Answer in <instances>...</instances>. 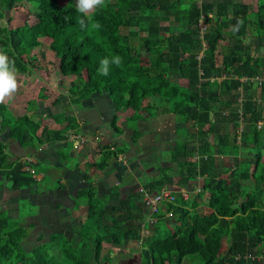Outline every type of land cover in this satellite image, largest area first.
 Wrapping results in <instances>:
<instances>
[{
	"label": "trees",
	"instance_id": "trees-1",
	"mask_svg": "<svg viewBox=\"0 0 264 264\" xmlns=\"http://www.w3.org/2000/svg\"><path fill=\"white\" fill-rule=\"evenodd\" d=\"M23 1L0 0V50L15 62L16 74L31 69L38 61L33 51L46 42L48 63L74 76L66 91L71 104L105 94L138 118L175 119L182 134L162 159L177 163L180 174L173 182L176 200L157 213L138 204L141 192L122 197L113 187L107 197H89L74 239L65 232L37 235L42 247L30 252L22 245L28 229L0 211V264H102L105 243L129 242H140V264H264V0H256L255 12L247 0H106L86 30L72 0H30L36 23H3L10 5ZM114 56L121 64L98 75L100 61ZM256 77L263 78L260 84ZM53 118L61 128L42 127L34 115L14 116L0 104V191L33 189L35 171L18 156L11 160L9 144L19 140L33 153L66 140L75 116L63 110ZM100 154L106 160L92 163L99 169L118 157L109 146ZM197 178L207 195L183 198L180 188L189 191ZM168 183L163 174L142 185L155 194Z\"/></svg>",
	"mask_w": 264,
	"mask_h": 264
},
{
	"label": "rangeland",
	"instance_id": "rangeland-1",
	"mask_svg": "<svg viewBox=\"0 0 264 264\" xmlns=\"http://www.w3.org/2000/svg\"><path fill=\"white\" fill-rule=\"evenodd\" d=\"M30 1V0H29ZM36 0H33V2L31 3L33 5V3ZM68 0H60L61 3H66ZM75 3V0H72ZM250 4V10L251 11H257L258 9V3L256 0H247ZM30 4V5H31ZM30 5H27L26 2L20 4V3H15L12 5L13 9V14H15L18 18H16V22H12V26H22L24 23L27 22V24H34L36 23V18L35 16L29 11V7ZM34 9V8H33ZM24 15L25 18H24ZM7 19V18H5ZM5 19H3V23H6ZM204 25V24H203ZM46 41V40H45ZM46 50V49H45ZM41 58L39 59L40 61H38L39 63H44L43 65H39L36 64L35 65V69L34 74H32L28 79L31 82V88L29 87H23L27 92L29 93H33L34 92H38V89L43 87L46 90V94L50 95V99H49V103L51 100H54L56 98V95L59 94V88H58V80L61 76V74L57 71V68L54 67L53 65H50V63H48V56L46 55L45 51H40L39 52ZM45 66L46 69H45ZM50 66V67H48ZM84 76H86V72H83ZM60 87V86H59ZM20 89V88H18ZM48 95V96H49ZM95 95V94H94ZM94 95H91L90 97L86 98L80 105H74L72 104L71 106H69V108H67V111H71L74 108H79L82 110L86 109V112L89 115V111L90 108L93 106L92 103H89L91 101V99L93 98ZM40 100H38L37 102L33 101L31 104H28V108L31 110H35L37 109L39 106L44 104L43 101V96H40ZM61 102V101H59ZM70 102V101H69ZM6 103L8 104L9 101H6ZM53 105V101L51 102ZM66 103L67 104V100H63V104ZM61 104V103H60ZM9 108L12 109V105H9ZM21 107H19V110L16 111L15 113L19 116L20 113H22L24 111V104H20ZM43 107V106H42ZM40 108V107H39ZM57 109L59 107H56ZM10 109V110H11ZM15 111V110H14ZM12 114L14 116H17L14 114V112L12 111ZM35 118L38 117V115H34ZM76 118V117H75ZM161 121V127L160 130L162 132V130L164 129V126H167V128H170L168 126L173 127L174 123L173 121H164V119L161 117L159 119ZM138 121V116L137 114H135V117L131 118L128 122V125L131 127H134L135 129L139 128V122ZM158 124V123H157ZM181 125L179 126V130H175V135L179 136L181 135V130H180ZM163 128V129H162ZM124 129V135L122 138H119V144L117 145L118 147V151H117V158L114 157V155H112L110 158H108V162H109V166H107L106 168H104V172L102 174L98 173L99 172V168H96L92 165L93 161H103L104 159L106 160L107 157H103L102 154L93 156L90 155L89 153V145L93 144L94 147L97 149L99 143V140H93V138H91V136H83L85 139L87 138L89 141L83 144H80V148H76L73 144L74 143H70L69 144H59L57 145V153L59 154V161L67 166L69 169L72 170V174L73 176L76 177H82V176H87L91 179H95L97 185H99L101 183V188L97 189V194L100 197H107L109 195V193L111 192V190L113 189V187H118L119 191L121 192L124 191L128 186H133V185H138L139 183H144L146 180L143 177V172H138L137 173V169L139 167L138 162L137 161H133L136 159V146L138 141L135 139H132L134 136L132 132V129H127L126 127L123 128ZM127 132H126V130ZM140 130V129H139ZM74 131V130H73ZM154 131V130H153ZM180 131V133H179ZM69 133V132H68ZM157 136L160 135V133L158 134L156 132ZM164 134V131H163ZM65 135L67 136V138H71V134H67L65 133ZM152 135H154V132L152 133ZM117 136V135H116ZM125 136V137H124ZM66 138V139H67ZM97 141V142H96ZM143 143V142H142ZM144 144V143H143ZM10 146V144H9ZM152 146V145H150ZM125 147H130L131 149H129V151L123 155H121V158H119L118 152L122 149H124ZM162 149L160 148V152L163 151V149H166L167 146L165 144H163ZM135 149V151H134ZM150 151L152 152V147H150ZM51 152V151H49ZM159 152V153H160ZM30 153V152H29ZM166 156H168V152L167 150L164 152H161V155L159 156L158 154L155 156L149 155V156H145V161H148L145 165L146 168H152L151 170H153L154 172H159L160 175L162 176L163 174L167 175L168 177V186H170L172 189H175V187H173V182L176 180V178L179 176L180 174V167L177 165V163L174 162H170L168 159H162V158H166ZM37 159L40 160V163L38 164H32L34 171L38 174H43L45 175L44 180L37 182L34 186H33V193L37 194L36 198H13L12 197V217H13V222L15 224H18L22 227H25L28 229L29 235L25 238V243L22 244L24 246V249L27 252L32 251L34 248H41L42 246L40 245V243L42 241H38L37 240V235H46V237H48L49 234L55 233H66L71 239H74V235H75V228H72L71 225L67 228L64 229H60V228H54L53 230H47L46 229V224L44 223H40L39 226L41 228H36L35 224L31 223L30 221H28L27 218H29L31 215L32 216H37L39 214V207L36 204L37 202H35L36 200L39 199L38 194H49L52 196L53 201L55 202L56 200H59L57 193L59 192V183H58V179L60 177H63V173L61 170H59L58 166L55 165V163L53 162V157L50 155V153L47 152H43V156H41L40 154L37 156ZM157 160L160 159L159 162L154 165L153 162H151L152 160ZM63 160V162H62ZM180 160H183V158H180ZM169 162L170 163V167H164L162 170H157L159 169L160 166H163L162 162ZM264 161V160H263ZM79 167L82 166V169L80 172L77 171V166ZM145 168V169H146ZM157 168V169H156ZM261 169L264 172V162L263 165H261ZM102 170V169H101ZM96 171H98L97 173H95ZM134 172V174L132 173ZM35 173V175H36ZM202 184H203V180L202 178H197L193 181H191V185H190V190L188 191V194H185V198L189 197L192 193L194 194L195 198L197 200H201L204 196H206L207 194H204L201 191L202 188ZM143 186H140L139 188H141ZM132 188V187H131ZM138 188V191H139ZM62 189H64V198L63 201L65 200L66 202H64L62 205H60V210L59 212H62V214H64V218H62V222H64V220H68L71 218L72 216V211L74 209V206H70V204L72 205V203H77L79 206L80 205H86V203L88 202L89 199V195H88V188H83V186L80 184L79 181L75 180L74 181H68L66 186H63ZM181 189V188H180ZM36 190V192H35ZM14 193H12L13 195ZM60 201V200H59ZM141 203L138 202V204H142L143 203V199H140ZM70 203V204H69ZM10 205V200L8 199V197H6L5 200V205ZM61 204V203H60ZM144 205V204H143ZM84 209L82 208L81 212L79 213L80 215H75L72 219H79V220H83V215H85V212H83ZM9 213L8 210H6L5 214ZM80 217V218H79ZM82 217V218H81ZM147 219L149 218V213L147 214ZM151 222V221H149ZM154 222V221H153ZM151 222V223H153ZM77 222L75 221V224ZM67 225L69 224L68 222L66 223ZM74 224V225H75ZM73 225V224H72ZM62 230V231H61ZM59 231V232H58ZM143 233L145 236L150 237L152 235V232L148 229V228H143ZM46 244V248H48V251L50 253V255H52V253H55V255H58V251L57 250H51L49 243L48 242H43L42 245ZM139 248H140V242H129L123 245H117V244H104L103 250L101 252L102 254V264H140V253H139Z\"/></svg>",
	"mask_w": 264,
	"mask_h": 264
},
{
	"label": "crops",
	"instance_id": "crops-1",
	"mask_svg": "<svg viewBox=\"0 0 264 264\" xmlns=\"http://www.w3.org/2000/svg\"><path fill=\"white\" fill-rule=\"evenodd\" d=\"M26 2L27 5H30L29 0H24L23 2H21L20 4ZM18 3V2H14L10 5V7L7 9L6 11V16L5 21L9 27H18V26H12V22H16V18H18L15 14H13V9L14 7H12L13 4ZM32 8V7H31ZM29 11L31 12V10L29 9ZM26 15H24L25 18ZM9 20V21H8ZM25 24V23H24ZM23 24V25H24ZM22 25V26H23ZM21 26V27H22ZM46 49V50H45ZM40 51H45L46 55L49 56L50 55V51L48 50V45L46 44V42H44L43 47L33 51V53L35 55H37L38 61H40L39 59L41 58L39 52ZM36 62L30 70L27 71V73L25 74H16L17 75V80H18V84H19V88L18 91L16 92V94L14 95L13 99L9 101V105H12V109L11 111L14 112L15 115H17L15 112L19 110L20 104H24L26 106H24V111L22 113H20L19 115L22 114H28V115H38V120L41 124L42 127H50V128H61V125L57 124L56 121L53 118L54 114H57L63 110H66L67 108H69V106H71L72 104L69 102V98L66 95V91L68 90V88L70 87L71 81L74 79V76H63L58 70V72L61 74L59 80H58V88L59 90V94L56 95V98L54 100H51L50 103L48 102L50 99V95L46 94V90L41 87L38 89V92H34L33 93H29L27 92L23 87H29L31 88V82L29 77L34 74V67L36 64H38L39 62ZM43 65L44 63H39V65ZM47 66H45L46 69ZM50 67V66H48ZM85 71V70H84ZM84 75V74H83ZM86 77V76H84ZM49 95V96H48ZM40 96H43V101L44 104L39 106L37 109L35 110H31L28 108V104H31L33 101L37 102L38 100H40ZM67 100V104L64 103L63 104V100ZM53 101V105L52 102ZM61 101V102H59ZM6 103V102H5ZM61 103V104H60ZM89 103H92L93 106L90 108L89 111V115L85 110L79 109V108H74L71 111H67L69 114H73L76 117V121H77V125H75V127L71 130H74V132L76 133H80L83 134L84 136H91V138H93V140H99V145L97 147V149L94 147L93 144L89 145V153L90 155L96 156L99 155L100 152L103 150L104 146H109L111 148V150H116L118 151V147L117 145L119 144V138H122L124 135V127H126L128 130L132 129V132H134V127H130L128 125V122L131 118L135 117V114L133 112L132 109L127 108L125 105H122L121 107H118L114 100L110 97H108L105 94H95L93 96V98L91 99V101ZM160 103V101L158 99L155 100V104L158 106ZM43 106V107H42ZM56 107H59L58 109ZM15 110V111H14ZM143 117L142 118H138L139 122V128L141 134H139L136 137V140L138 141L137 146H136V159L133 161H137L138 162V169H137V173L138 172H143V177L145 178V180L153 178V177H160V173L159 172H154L153 170H151L152 168H146V163L148 161H145V156H155L158 154L159 156L161 155L160 152V148L162 149V145L165 144L167 146L166 149L163 150H168L170 143L173 142V140L179 138V136L175 135V130H179V126L180 124L176 122L175 119H172L166 115H162V116H158L157 118L151 117L146 115L145 113H142ZM18 116V115H17ZM163 118L164 121H173L174 126H168L170 128H167V126H164V129L160 130L161 127V121L159 120L160 118ZM115 121V125L119 126L122 128L123 132L121 134H118L117 131L115 130V127L113 125V122ZM158 123V124H157ZM160 126V127H159ZM126 130V129H125ZM154 130V131H153ZM68 131V132H69ZM164 131V134H163ZM127 132V130H126ZM154 132V135H152V133ZM156 132L160 135L157 136ZM180 133V131H179ZM68 134V133H67ZM117 135V136H116ZM125 137V136H124ZM96 141V142H97ZM70 143H74L73 145L77 148H80V143L77 140H72L70 138H67L66 140H62L59 142H55V143H45L43 144L41 147H39V149L35 152H30L28 148H25L26 151V155L25 157H19L22 160H26L28 162L26 168H31V170L33 169L32 164H38L40 163V160L37 159V156L40 154L41 156H43V152H47L50 153V155L53 157V162L55 163V165L58 166L59 170L62 171L63 173V177H60L58 179V183H59V192L57 193L59 200H56L55 202L52 199V196L49 194H38L39 199L36 200L35 202H37L36 204L39 207V214L37 216H30L28 219V221H30L31 223L35 224L36 228H41L39 226L40 223H44L46 224V229L47 230H53L54 228H60V229H64L67 228L71 225L72 228H77L81 222V220L77 219H72L75 215H80L79 213L81 212L82 208L84 209L83 212H85V215H83V220L86 216L87 210H88V203H86V205H78L77 203H72V205L70 204V206H74V209L72 211V216L70 219L68 220H64V222H62V218H64V214H62V212H59L60 210V205H62L64 202H66L65 200L63 201L64 198V189H62L63 186L67 185L68 181H74L77 180L80 182V184L83 186V188H88V195L90 197L97 195V189L101 188V183L99 185H97L96 180L95 179H91L89 177H74L72 174V170L69 169L67 166L63 165L60 161H59V154L57 153V145L59 144H69ZM144 144H143V143ZM13 142L10 143V145ZM152 145V146H150ZM150 147H152V152L150 151ZM129 149H131L129 147ZM51 151V152H49ZM129 151V150H128ZM128 151L125 152H118L119 158H121V155L127 153ZM8 152L10 153V157L11 160L12 159H16V155L13 154L11 152V150L8 148ZM30 152V153H29ZM160 152V153H159ZM160 159L157 160H152L151 162H153L154 165H156L159 162ZM63 162V160H62ZM94 162V161H93ZM95 162H99V161H95ZM163 166L161 167H170V163L169 162H162ZM77 166V171L80 172L82 169V166ZM146 168V169H145ZM157 169V168H156ZM159 170V169H157ZM98 171H96L95 173H97ZM104 172V170L100 169L98 173L102 174ZM36 173V172H35ZM134 174V172H132ZM103 175V174H102ZM35 178L39 181L44 180L45 175L40 174V173H36ZM143 183H139L137 186L133 185V186H128L124 191L121 190L120 194L122 197H126L128 196L130 193L138 191V188L142 185ZM132 187V188H131ZM36 192V190H35ZM12 193H14L12 195ZM37 194L33 193V189H26L23 191H16V192H12L11 190H9L6 186H3L1 188L0 191V211L5 213L6 210H8L9 213H6L7 215H11L12 216V197L13 198H36ZM6 197H8V199L10 200V205H5V200ZM61 203V204H60ZM81 217V218H82ZM80 218V217H79ZM82 220V221H83ZM75 221L77 222L75 224ZM69 223L68 225L66 223ZM73 224V225H72ZM75 224V225H74Z\"/></svg>",
	"mask_w": 264,
	"mask_h": 264
},
{
	"label": "clouds",
	"instance_id": "clouds-1",
	"mask_svg": "<svg viewBox=\"0 0 264 264\" xmlns=\"http://www.w3.org/2000/svg\"><path fill=\"white\" fill-rule=\"evenodd\" d=\"M105 6L106 0H75V11L79 14L77 23L80 29L86 30L95 12ZM95 27L100 28L101 26L97 23ZM121 62L119 56L103 58L97 69L98 75H109L111 66H119ZM18 88L15 62L10 60L5 51L0 50V104L12 100Z\"/></svg>",
	"mask_w": 264,
	"mask_h": 264
},
{
	"label": "built area",
	"instance_id": "built-area-1",
	"mask_svg": "<svg viewBox=\"0 0 264 264\" xmlns=\"http://www.w3.org/2000/svg\"><path fill=\"white\" fill-rule=\"evenodd\" d=\"M201 2V0L199 1V3ZM203 22L200 23V27L202 29V31L205 29L206 25ZM246 78H241V80H244ZM263 78L261 77H256L253 80L260 84ZM213 80V79H212ZM68 134H71V138L72 140H77L80 144L86 143L89 140L86 138H84L85 136L83 134L80 133H76L73 130L69 131ZM84 136V137H83ZM139 192H141L143 194V204L146 208V210H148L150 212V214H154L157 213L159 211V209L162 207V205L165 202H174L176 200L177 197V192L175 189H172L170 186L165 185L161 188V190L155 194H149L143 187L139 188ZM179 192L181 193L182 197L185 198V194H188V191L185 188H181L179 190ZM188 198V197H186ZM185 198V199H186ZM149 221L153 222L156 219L154 217H152L151 215L149 216Z\"/></svg>",
	"mask_w": 264,
	"mask_h": 264
},
{
	"label": "water",
	"instance_id": "water-1",
	"mask_svg": "<svg viewBox=\"0 0 264 264\" xmlns=\"http://www.w3.org/2000/svg\"><path fill=\"white\" fill-rule=\"evenodd\" d=\"M8 139V132L5 133L4 140L6 141ZM9 149L13 154H15L18 157H25L26 151L24 146L21 145L20 141H14L10 146Z\"/></svg>",
	"mask_w": 264,
	"mask_h": 264
}]
</instances>
